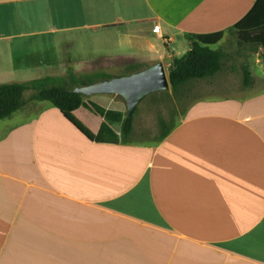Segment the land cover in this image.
Here are the masks:
<instances>
[{"label": "crops", "instance_id": "obj_1", "mask_svg": "<svg viewBox=\"0 0 264 264\" xmlns=\"http://www.w3.org/2000/svg\"><path fill=\"white\" fill-rule=\"evenodd\" d=\"M256 1L0 0V84L76 76L73 45H92L98 62L83 76L94 79L72 90L112 120L133 119L118 142L90 140L45 100L0 120V264H264V74L242 86L212 79L223 60L204 87L243 88L194 98L178 116L144 99L172 95L170 61L189 49L186 34L224 31L210 47L226 53L227 29ZM108 43L155 56H110ZM158 66L167 83L132 104L99 90ZM153 114L161 132L137 138V119ZM73 115L93 133L103 121L83 105Z\"/></svg>", "mask_w": 264, "mask_h": 264}, {"label": "trees", "instance_id": "obj_2", "mask_svg": "<svg viewBox=\"0 0 264 264\" xmlns=\"http://www.w3.org/2000/svg\"><path fill=\"white\" fill-rule=\"evenodd\" d=\"M238 37L240 43L264 47V0H257L249 13L238 23L227 29ZM224 31L210 34H186L189 49L180 57L170 61L168 79L173 91L191 80H199L212 76L222 68L225 52L222 49H212L210 45L219 42ZM93 76L81 80L69 73L67 77H41L25 82H9L0 84V120L9 117L25 102L24 92L33 90L30 97L35 100H45L58 108L83 135L98 142L125 141L133 127L132 117H122L117 112L114 120L110 119L109 110L93 102H84L81 93L73 91L69 85L93 81ZM246 76L244 84L248 85ZM86 106L93 113L101 116L103 121L97 133H93L86 125L73 115V110ZM120 123V135L112 129V123Z\"/></svg>", "mask_w": 264, "mask_h": 264}, {"label": "rangeland", "instance_id": "obj_3", "mask_svg": "<svg viewBox=\"0 0 264 264\" xmlns=\"http://www.w3.org/2000/svg\"><path fill=\"white\" fill-rule=\"evenodd\" d=\"M75 35H83L81 30H77L74 32ZM144 34V33H142ZM147 34V33H146ZM149 35V34H148ZM150 38V37H149ZM83 48V51H80L79 48ZM218 45L212 46V48H217ZM258 45H249L245 43H240L238 41V37L235 33L230 34L226 40L222 44V48L226 51L225 59H224V68L222 72L212 76V79H222L228 78V76H232L230 79V84L233 86H242L244 85V79L247 76L249 80H257L263 77L264 74V47ZM106 52L110 56H114L116 54H120L122 56L126 55H141V56H155L152 53H148L146 50H141L140 44H127V43H108L106 47ZM93 46H78L73 45L71 49V61L72 66L77 73L76 77L80 80L84 78L83 72L88 64L97 63L98 56L92 53ZM122 72L118 67H114V71ZM231 71V72H229ZM230 74H229V73ZM81 74V75H78ZM234 74V75H233ZM98 75H101V71ZM124 78V77H122ZM208 79H199V80H191L185 83L186 87H180L178 90L173 91L169 95L164 91L157 92L148 95L144 98L147 101H155V103H159V106L155 109L157 116L161 115L162 117L167 118L169 113L174 109L176 115L178 116V111H181V105L186 106L191 100L198 97H204L211 93V97H219L224 96V94H231L234 89L243 88V87H204L208 83ZM112 82V81H111ZM188 85L195 87H187ZM201 86V87H200ZM74 87L73 85H69V88ZM159 89V88H157ZM163 89V88H162ZM151 91V90H150ZM152 91H155L153 89ZM34 93L33 90H27L24 92L25 101L32 96ZM183 98V99H182ZM175 101H173V100ZM183 100L184 103L180 104V100ZM168 101V103H167ZM175 102V103H173ZM177 102V103H176ZM167 103V104H166ZM150 103L148 102V105ZM165 105V106H164ZM177 106L179 109L177 110ZM139 109L140 106H139ZM154 111V112H155ZM154 116V114H153ZM160 118V117H159ZM138 132L135 133L137 138L142 133L145 137H156L158 133L161 132L160 125L158 123V118L154 116V120L146 121H136ZM142 137V136H141ZM144 138V137H143ZM142 138V139H143ZM145 139V138H144Z\"/></svg>", "mask_w": 264, "mask_h": 264}, {"label": "water", "instance_id": "obj_4", "mask_svg": "<svg viewBox=\"0 0 264 264\" xmlns=\"http://www.w3.org/2000/svg\"><path fill=\"white\" fill-rule=\"evenodd\" d=\"M167 83V77L162 66H158L152 71L143 75L118 78L110 83L99 87L103 91H125L129 102L134 103L136 96L142 91H150Z\"/></svg>", "mask_w": 264, "mask_h": 264}, {"label": "built area", "instance_id": "obj_5", "mask_svg": "<svg viewBox=\"0 0 264 264\" xmlns=\"http://www.w3.org/2000/svg\"><path fill=\"white\" fill-rule=\"evenodd\" d=\"M153 31L156 32V33L159 32V27H158V25H155V26L153 27Z\"/></svg>", "mask_w": 264, "mask_h": 264}]
</instances>
